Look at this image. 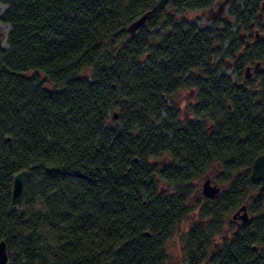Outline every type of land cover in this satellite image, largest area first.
<instances>
[{
	"label": "trees",
	"instance_id": "trees-1",
	"mask_svg": "<svg viewBox=\"0 0 264 264\" xmlns=\"http://www.w3.org/2000/svg\"><path fill=\"white\" fill-rule=\"evenodd\" d=\"M1 1L8 264H171L167 244L193 215L185 264H264V190L251 179L264 154L263 0H232L205 27L185 13L217 0ZM206 173L224 187L199 202ZM243 204L249 221L229 233L226 215Z\"/></svg>",
	"mask_w": 264,
	"mask_h": 264
},
{
	"label": "water",
	"instance_id": "water-1",
	"mask_svg": "<svg viewBox=\"0 0 264 264\" xmlns=\"http://www.w3.org/2000/svg\"><path fill=\"white\" fill-rule=\"evenodd\" d=\"M232 0H218L217 1V8H210L209 9V17L221 15L224 13V11L227 9L229 3ZM264 4V3H263ZM264 6L262 7V9ZM151 11L148 10L141 14L140 16L136 17L134 20H132L126 27L127 32L130 35H135L145 24L146 21L150 15ZM257 36H258V32ZM264 37V35L262 36ZM2 43H6V38L2 39L0 38V47L2 46ZM259 66V63L255 65L254 69H257ZM250 68H247V75H249ZM114 117H116V113L114 114ZM6 140L10 141L11 137L8 136ZM27 170L23 169L16 173L13 180V186H12V196H11V204L13 206H17L23 198L24 194V186H25V179L27 175ZM251 179L253 181L260 182V190H264V154L258 155L252 164V171H251ZM222 191V188L217 183H212L211 179L209 177L205 178L203 185H202V194L205 197L216 199ZM231 219L240 220V223L238 224V229L241 227L242 224H245L249 221V213L247 211V205L243 204L241 205L236 211H234L231 215ZM237 229V230H238ZM9 257H8V251H7V245L5 240L0 241V264H8Z\"/></svg>",
	"mask_w": 264,
	"mask_h": 264
},
{
	"label": "rangeland",
	"instance_id": "rangeland-1",
	"mask_svg": "<svg viewBox=\"0 0 264 264\" xmlns=\"http://www.w3.org/2000/svg\"><path fill=\"white\" fill-rule=\"evenodd\" d=\"M218 1V0H217ZM217 1L215 2L213 8H217ZM244 2H246V0H238L239 4H243ZM264 3V0L261 2ZM229 7V5H228ZM227 9L224 11V13H222V16L227 17ZM262 7V6H261ZM6 9V5L0 0V38L4 39L7 37V34L10 30V26L7 23H4L1 20V16L4 13ZM262 11L263 9L260 11L261 12V16H262ZM185 15L191 19L192 21L196 22L198 26L200 27H205V26H209L212 22V17H209V9L208 10H204V11H190L187 14L185 13ZM217 16V15H216ZM220 16V15H219ZM253 32H259L258 28L253 29ZM128 35H130L128 33ZM7 45L5 43H2V46L0 48H6ZM230 70H228L229 72ZM193 98V92H190L189 89H182L177 97V100L181 106V113L183 117L187 116V112H185V105L188 104ZM209 177L211 179L212 183H217L222 189L224 187V185L222 183H220L212 173H206L205 175H203L201 177V179L199 181H197L198 183L197 185V191L195 193V200L202 202L204 201V195L202 194V185L203 182L205 180V178ZM196 214V213H195ZM231 215L232 212L226 215V227L224 228L226 231H228L229 233L232 232V230H234L237 226V221L234 219H231ZM196 215L191 216L190 220L186 223H184L182 225V227L180 228L179 232L176 233V235L168 242L167 244V252H168V259L170 261L171 264H185L184 263V254L182 251V234L183 232L187 229V226L189 224H191L190 222L193 221L194 219H196ZM189 223V224H188ZM220 238V236L215 237V240H218Z\"/></svg>",
	"mask_w": 264,
	"mask_h": 264
},
{
	"label": "flooded vegetation",
	"instance_id": "flooded-vegetation-1",
	"mask_svg": "<svg viewBox=\"0 0 264 264\" xmlns=\"http://www.w3.org/2000/svg\"><path fill=\"white\" fill-rule=\"evenodd\" d=\"M234 220H235V219H234ZM236 221H237V229H238V224L240 223V220H236ZM237 229H236V230H237Z\"/></svg>",
	"mask_w": 264,
	"mask_h": 264
}]
</instances>
